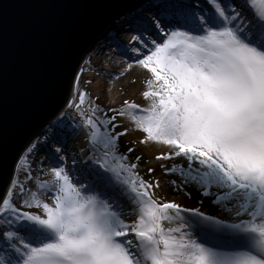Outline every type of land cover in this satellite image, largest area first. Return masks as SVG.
<instances>
[{
	"label": "snow or ice",
	"instance_id": "snow-or-ice-1",
	"mask_svg": "<svg viewBox=\"0 0 264 264\" xmlns=\"http://www.w3.org/2000/svg\"><path fill=\"white\" fill-rule=\"evenodd\" d=\"M209 3L216 13L210 18H194L179 5L162 11L169 21L165 28L157 18L162 41L148 45L133 35L130 43L145 44L147 52L134 47L135 61L111 76L120 80L135 68L150 74L140 92L147 108L125 99L109 109L112 116L98 119L95 103L88 116L79 113L97 165L91 181L73 182L63 165H53L51 181L25 172L51 204L16 179L0 194V264H264V0H245L255 23L233 4ZM77 95L72 106L79 109L87 94ZM118 116L144 133L141 144L165 146L157 161H186L161 167L180 177L170 181L177 191L189 197L194 191L214 211L154 199L159 181L139 176L118 152L128 134L127 127L116 131ZM116 190L128 200L127 211L109 195ZM14 195L22 198L19 207ZM165 221L175 226L165 228Z\"/></svg>",
	"mask_w": 264,
	"mask_h": 264
},
{
	"label": "water",
	"instance_id": "water-1",
	"mask_svg": "<svg viewBox=\"0 0 264 264\" xmlns=\"http://www.w3.org/2000/svg\"><path fill=\"white\" fill-rule=\"evenodd\" d=\"M148 0H0V194L115 21ZM131 14V13H130Z\"/></svg>",
	"mask_w": 264,
	"mask_h": 264
},
{
	"label": "rangeland",
	"instance_id": "rangeland-1",
	"mask_svg": "<svg viewBox=\"0 0 264 264\" xmlns=\"http://www.w3.org/2000/svg\"><path fill=\"white\" fill-rule=\"evenodd\" d=\"M158 1V0H155ZM177 1V0H176ZM184 1V5L190 9L192 13L203 14L204 11H207L209 16L214 12L213 6L210 5L209 0H181ZM222 5L227 9L229 4H233L236 6L238 11L241 13H245L247 15H251L253 17V13L249 12L248 7L245 6V0H221ZM167 5V4H166ZM163 10H159L160 13L165 9H169L161 5ZM145 12V11H144ZM143 12V13H144ZM157 14V13H156ZM205 14V13H204ZM154 13L148 18V21H144L146 19L143 15L133 20L132 27L128 24L127 26H120L118 32L115 34V38L121 42V48L124 47L125 43H128L129 46H145V44L137 42L136 44L130 45V41H132L133 35L142 34L143 40L147 42L148 45H151L153 39V33L156 36H160V41L163 40V36L160 35L159 29L156 28V20ZM125 18V17H124ZM140 22L142 23L143 28L139 27ZM165 24V28L168 27L169 21ZM149 31H144L148 30ZM122 30V31H121ZM113 31V30H112ZM122 36L125 38L123 42ZM119 48V47H118ZM123 50V49H122ZM128 50L122 51V55H127L130 52ZM144 52H147L144 51ZM124 53V54H123ZM121 54V53H120ZM119 54V50L115 47L111 41L107 43V45L99 42L96 48L88 55L86 59L87 64L79 74V79H76L73 95H71V102L67 106L64 111V114L57 120L55 126L52 128L48 127L44 132V135H53L52 133L57 130L59 137L58 142L50 141L46 142L44 136L39 138L36 143H34L35 147L25 158L27 159L26 166H18L17 172L15 174L16 180L20 184H23L25 188L31 189L32 191H36L41 197V199L45 202L52 203L49 198V193L46 191H41L36 188L35 184L32 181L25 180V172L27 169H30L34 178L35 174L39 171L44 173L39 176V180L41 182L51 181L52 176L49 174L50 169L53 165H63L69 173L72 174L73 182L76 180L82 181H91L93 178V174L91 169L96 168L97 165L93 164V161L89 159L92 155L88 140L85 136V131H89L90 129H80L78 125L82 122L81 116L79 113H83L84 116H88L90 114V109L93 103L98 105L102 110L96 114L97 118H101L104 114L107 116L114 115L113 112L109 111V109L119 108L122 105V102L127 99L129 101L135 102L139 104L143 108H147L148 105L146 100L142 99L140 96V92L143 87H139L136 83H129L127 78H122L120 80L115 79L111 76L112 73L123 71V65L125 63H130L135 61L136 57L131 56L130 59L125 61L124 63L118 65V69H111V65L115 63L116 60L122 58V55ZM132 58V59H131ZM94 64L93 68H90L91 64ZM95 68H99L96 71H92ZM104 68V69H103ZM108 69V71H107ZM91 70V74L88 72ZM112 72H109L111 71ZM93 75V76H92ZM90 76V77H89ZM100 83V84H99ZM104 86V92L98 93L95 89L97 85ZM85 92L86 98L85 103L79 108H75L72 105L79 102V97L77 93ZM105 96L106 98L100 99V97ZM131 111V110H128ZM118 124L121 127L116 129L117 132L123 131L125 127L128 128V134L119 138L118 142V152L127 156V163L137 165L135 172L139 174V176L143 177L147 181H159L160 187L157 189H153V198L158 201H172L177 204H180L183 207H187L189 203L194 206H199L197 202L192 203V201H188V203H182L181 200L183 198L188 197L185 192H175L173 194H165L162 190L164 189L166 180L165 172L161 165L166 166V162L172 163L173 160H161L157 161L155 159L156 152L160 151V149L151 148V142L148 144H141L139 141L144 137V133L140 131H133L132 125L129 123L127 116L125 117H117ZM61 147V153L56 152V148ZM128 148L134 149L132 152H128ZM29 152V151H28ZM140 157V160L137 161L136 157ZM174 161H178L180 163L184 162L182 159H176ZM148 168H153L154 172L149 175L147 172ZM19 192V189L16 190ZM109 195L115 197L117 200H120L123 205H125V211L130 207L128 200L125 197H122L119 193V190L110 191ZM29 196L27 193L23 195V199H28ZM174 198V200L172 199ZM22 198L20 195H16L12 198V202L16 207H19ZM190 205V204H189ZM200 208V207H197ZM22 211L29 209H21ZM31 211L36 212L38 209H31ZM129 222L134 218L132 216L124 217ZM175 224H169L167 221L164 222V227H174ZM134 239V237H132ZM2 247V244H0Z\"/></svg>",
	"mask_w": 264,
	"mask_h": 264
},
{
	"label": "bare ground",
	"instance_id": "bare-ground-1",
	"mask_svg": "<svg viewBox=\"0 0 264 264\" xmlns=\"http://www.w3.org/2000/svg\"><path fill=\"white\" fill-rule=\"evenodd\" d=\"M167 4V5H166ZM161 5H164V7H166V8H168L169 7V9H167V10H169V11H175V6L176 5H179L183 10H185L187 13H189V14H191L194 18H198V17H200L201 16V14H197V13H192L191 12V10L189 9L188 10V8L184 5V1H181V0H158V1H155V0H148L146 3H143V4H141L135 11H133V12H130V13H126L125 15L123 14V16H121L120 18H118L116 21H115V23H114V25H113V27L111 28V30L109 31V33L104 37V39L101 41L102 42V44H105V45H107V43L109 42V41H111V43L115 46V47H117V49L119 50V54L120 55H122V51H124V50H128L130 53L129 54H127V55H125L124 53V55H122V58H120V59H118V60H116L115 61V63H113L112 65H111V69L112 70H114V69H118V65H120V64H122V63H124L125 61H127L128 59H130V57L132 56H135L136 57V53L133 51V48L135 47V48H140L141 49V51H146V50H148L147 49V47L146 46H141V44H139L140 46L138 47V46H129L128 45V43H125V45H124V47H126L125 49L124 48H121V51H120V47H121V42H119V40H117L115 37V34L118 32V30L120 29L119 27L120 26H127L128 24L132 27V25H133V20H136L137 18H139L140 16H144L146 19H144V21L146 22V20L148 21V18H149V16L151 15V13H154V15L156 16L155 17V20L157 21V18H160V21H161V25L164 23L163 21L165 20L162 16H161V13H160V11L159 10H163V7H161ZM145 11V12H144ZM144 12V13H143ZM249 12H251V11H249ZM157 13V14H156ZM205 13V14H204ZM204 13H203V15L205 16V17H212V16H215L216 15V13L215 12H213V13H211V15L209 16L208 14H206V13H208L207 11H204ZM252 13V12H251ZM248 14V13H247ZM247 14H245V13H242V16H248ZM125 17V18H124ZM249 17H251V15L249 14ZM138 20V19H137ZM139 27H141V28H143V26H142V23L140 22V24H139ZM113 30V31H112ZM122 31V30H121ZM144 31H149L150 32V29L148 28V30H144ZM153 35V39L154 40H157V41H160V39L158 40V37L156 36V35H154V33L152 34ZM143 37L145 38V36L143 35ZM125 38L122 36V40H123V42L124 41H126V40H124ZM132 39V38H131ZM130 45H132V43H130ZM119 47V48H118ZM96 48V47H95ZM94 48V49H95ZM123 49V50H122ZM127 51V52H128ZM92 53V52H91ZM132 59V58H131ZM86 64H87V61H85V63L81 66V68H80V70H79V72H78V75L77 76H79V74L81 73V71H82V69L84 68V67H86ZM94 64L95 63H93V64H91V66H90V68H93L94 67ZM87 68V67H86ZM99 68H95V69H93L92 71L94 72V71H96V70H98ZM104 69V68H103ZM112 70L111 71H109V72H112ZM107 71H108V69H107ZM90 74H91V70H89L88 71ZM145 75H148L149 76V78H150V74H147L144 70H142V69H140V68H135L131 73H129V75H128V77H126L127 79H128V81H129V83H131L130 81H131V79H133V78H135V79H137V85L141 88V87H143V79H142V77H144ZM93 76V75H92ZM90 77V76H89ZM77 79V78H76ZM76 82V81H75ZM100 84V83H99ZM103 84H101L100 86L99 85H97V87H95V89L98 91V93H99V91L101 92H104V86H102ZM74 90V89H73ZM73 90H72V94L71 95H73ZM72 97V96H71ZM104 98H106L105 96H102V97H100V99L102 100V99H104ZM70 102H71V98H70V101H69V103H68V105L70 104ZM149 103H150V101H147V103L145 104V105H148L149 106ZM67 105V106H68ZM61 117V116H60ZM60 117H58L57 119H55L52 123H50L48 126H46V128L43 130V132L39 135V136H37L34 140H33V142H32V144H31V146L29 147V148H32V146L34 145V143H36V141L39 139V138H42L43 136H44V139H45V141L46 142H50V141H54V142H58L59 141V137L58 136H60L59 134H58V132H57V130H55L52 134L53 135H50V134H48V135H44V131L48 128V127H50V128H52L53 126H55V123L57 122V120L60 118ZM151 148H155V149H160V151H157L155 154L156 155H159V154H161V152H163V151H165L166 150V148H165V146H162V145H155L154 143H151ZM29 150V149H28ZM28 150L26 151L27 152V155L30 153V152H28ZM168 161V160H167ZM171 161V160H170ZM172 162V161H171ZM166 164V166H171V165H173V164H177V165H181V164H186V161H184V162H182V163H180V162H178V161H174L173 160V162L172 163H165ZM165 176H166V180H164V183H165V186H164V189L162 190L165 194H173V193H175V192H182V191H177L171 184H170V181L171 180H177V181H179L180 180V177L178 176V175H168V174H165ZM15 178V177H14ZM14 178H12V180L14 179ZM10 186H11V183H10ZM187 191H193L191 188H188V189H186ZM39 195V194H38ZM14 196H16V195H14ZM13 196V197H14ZM41 196L39 195V198H40ZM41 199V198H40ZM173 200H174V198H172ZM188 201H192V203H193V201L194 202H197L198 203V205L199 206H194V205H191V203H189L188 204V206H187V208H193V207H195V208H197V207H200V209L202 210V211H204V212H206V213H210V212H213L214 211V209H213V207L208 203V201L207 200H205V202L203 203V204H201L200 202H199V197H198V194L197 193H195L194 191H193V195L191 196V197H186V198H183L182 200H181V202L182 203H188Z\"/></svg>",
	"mask_w": 264,
	"mask_h": 264
}]
</instances>
